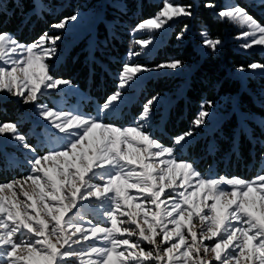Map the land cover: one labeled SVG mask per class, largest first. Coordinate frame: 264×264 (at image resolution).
I'll use <instances>...</instances> for the list:
<instances>
[{
  "label": "snow or ice",
  "instance_id": "6c2138e0",
  "mask_svg": "<svg viewBox=\"0 0 264 264\" xmlns=\"http://www.w3.org/2000/svg\"><path fill=\"white\" fill-rule=\"evenodd\" d=\"M196 6L162 0L159 11L132 31H159L174 20L195 19ZM201 6L217 8L212 0ZM38 7L39 0H33V10ZM215 14L244 29L237 36L242 49L264 47V25L247 9L234 4ZM86 23L77 10L51 24L55 34L46 31L30 44L0 29V101L12 97L33 106L54 142L41 154L17 123L0 122V138L29 154L28 174L0 183V264H264V175L253 181L205 177L192 161L177 157L208 127L211 101L201 103L191 127L174 135L170 145L148 131L159 96L145 102L136 124L119 126L103 118L124 103L125 92L143 74L184 66L181 60L154 68L133 64L154 39L135 40L140 51L127 53L116 88L97 116L40 103L72 87V81L53 74L52 62L70 29ZM187 31L185 24L176 39L183 40ZM200 36L201 47L216 55L222 41L205 29ZM90 56L95 63V48ZM248 69L264 71V64L251 63ZM248 69L239 65L236 71ZM89 213L101 222H93Z\"/></svg>",
  "mask_w": 264,
  "mask_h": 264
},
{
  "label": "trees",
  "instance_id": "16d2710c",
  "mask_svg": "<svg viewBox=\"0 0 264 264\" xmlns=\"http://www.w3.org/2000/svg\"><path fill=\"white\" fill-rule=\"evenodd\" d=\"M76 1L66 0L63 8L50 13L49 10L61 6L57 3L59 1L48 4L44 0V8L41 7L37 12L33 10L32 0H20L25 5L24 8L19 7L17 0H1L0 29L13 34L20 43L30 44L44 32H50L51 24L73 14L79 6ZM94 1L98 0L91 3ZM215 1L212 0L213 3ZM188 2L197 5L195 19L184 18L175 23L159 51L145 64L156 66L170 60H181L184 64L194 65L192 72L185 80L168 76L149 79L129 103L127 111L124 112L123 123L114 120L119 126L131 124L147 100L169 92L182 81V95L173 100L163 115H158L161 116V123L152 133L166 145L171 144L174 135L191 127L192 120L204 101L214 103L223 97H235L236 107L241 112L254 114L264 120V103L255 101L247 91H256L257 86L264 87V77H247L245 86L234 77L239 65L248 69L251 63L264 64L263 57L256 52L244 53L232 47V42L226 39L235 37L236 31L218 18L215 12L219 10L214 12L201 6L207 0H185V3ZM124 3V10L112 7L104 13V20L111 23L108 28L103 23H99L96 28L95 63L90 56L93 48L89 51L84 49V46H74L53 69L54 75L72 81L73 86L78 87L97 104H102L116 88V74L131 48L130 28L154 16L162 7V0H124ZM240 5L264 25V14H259L244 2H240ZM257 9L262 11L264 6H258ZM185 24L188 25L189 33H185L183 40H177L176 36ZM202 29L207 31L210 38L223 42L214 56L207 54L208 51L200 55L196 49ZM90 106L91 103L87 105L86 112H91ZM19 115L20 109L15 102L0 101V122H17ZM248 122L249 131L246 132L239 125L235 113L228 115L211 134L195 138L188 148L179 153L178 159L192 161L200 173L209 170L217 177L251 180L258 174L260 160L264 155V128L252 120ZM209 144L214 145L211 152L208 150ZM21 175L17 170L6 169L4 159L0 155V183Z\"/></svg>",
  "mask_w": 264,
  "mask_h": 264
},
{
  "label": "rangeland",
  "instance_id": "374dc122",
  "mask_svg": "<svg viewBox=\"0 0 264 264\" xmlns=\"http://www.w3.org/2000/svg\"><path fill=\"white\" fill-rule=\"evenodd\" d=\"M43 1L44 0H39V7L36 9L37 12H39V9L41 7L44 8ZM46 1L48 4H50V3H53L55 0H46ZM57 1H59L57 3H60L59 5L61 6H56L51 11L49 10L50 13H55L58 9H60L61 7L62 8L64 7V3L66 2V0H57ZM91 1L93 0H83V1L77 0L76 1L79 4V6L76 7L75 12L79 10L83 16L87 17V23L84 25H81L75 30L70 29V33L65 35L64 41L63 43L60 44V47H59V58L52 62L53 69L56 68L60 62H62L63 58L65 57V55L68 53V51L72 47L84 46V49H87L89 51L92 48H95V46H97V42L95 41V31H96L98 24L103 23L107 28L111 25L110 22H107L106 20H104V13L108 10V8L113 7L116 9L124 10L126 7L124 0H98V1H94L93 3H91ZM191 1H196V0H191ZM174 2L175 3H185V0H174ZM240 2L246 3L248 6L257 10L259 14H264V10L261 11L260 9H257L258 6H264V3H262V0H216L215 1V4L217 5L216 10L228 8L234 4L240 5ZM182 19L184 18H180L172 22H169V25L166 26L165 29L159 30V31L143 30L137 33H133L132 30L137 25L130 28L129 30L130 44H131L130 49L134 52L140 51V46L135 44L136 39H150V38L154 39V43L151 44L149 48L145 50L143 54L133 57L131 62L133 64L145 65L148 68H154L155 66H148L145 63L153 59V56L159 51V48H161V46L166 41L174 24L181 21ZM222 21H225L227 25L231 27L237 33L235 37L226 39L232 42V47L234 49L240 52H244V53L256 52L259 55H261L264 59V47L254 46L250 50L242 49L240 47V44L243 43L244 41L241 39H237V36L244 29H241L239 25L233 22H229L226 20H222ZM188 31H189V28H188ZM49 33L55 34L52 29L50 30ZM198 38L200 42L198 45H196V49L200 55H204L207 53L208 50L201 47L202 37L200 36V34ZM222 45H223V42L221 46ZM7 55H11V53H7ZM193 68H194V65L184 64L182 68L178 70H174V71L162 69L160 71H150L148 73L143 74L137 86L125 92L124 103L119 105L112 113H109L106 117H103L105 119V122L118 125L115 122L117 120L122 121V119L124 118V112L127 111L129 103L137 96V93L140 91L141 88H143V85L149 79L155 78L158 76H168L171 78L173 77L176 79L185 80L188 78ZM234 77L239 79L240 83L243 86H245L247 82V77H249L250 79L264 77V71L250 70V69L244 72L235 71ZM183 87H184V82L180 81L179 84L173 86V88L169 92H166L162 95H158L160 100L153 111L151 120L148 122L149 124L148 131L153 133L154 130L159 128L160 123H161L160 122L161 116L159 117L158 115H163L165 110L173 102V100L179 97L180 95H182ZM247 91L255 101L264 103V87L257 86L256 91H251L250 89H247ZM7 100H12L18 105L20 109V115H19V120H17V122L15 123L19 125V130L21 131V133H23L27 137L28 142L32 144L34 147H37V149L40 150L41 154H43L51 146H53L54 142L50 140V133H46L45 131L46 122L40 120L37 117L36 109L33 106H26V105H21L17 103L15 99H13L12 97H6L2 101H7ZM40 103L45 104L48 107H53V108L58 107V108H62L70 112H79L84 115L93 116V117L97 116V110L99 106L101 105V104H97L95 100L90 99V97L86 93H84L78 87L73 86V85L71 88L65 89L62 92L52 93L48 96L43 97ZM90 103L92 105L90 106L91 112H86L85 109L87 105ZM212 104L214 105V107L211 109V111L213 112L214 115L212 119L209 121L208 127L205 129L199 130L198 135L195 138L203 136L205 134H211L212 131H214L218 127L220 122L232 113H235L236 118L239 122V125L246 132L249 131L248 121H251V120L256 122L261 128H264V120L262 118L254 114L243 113L236 107L235 97H223L220 99V101L214 102ZM138 117L139 115L132 121L131 124H128V125L122 124L120 126L126 127V126L136 124L138 122ZM127 119L129 120L128 117ZM140 123H143V122L140 121ZM51 132L54 133L55 130L52 129ZM180 152L177 153V157H179ZM0 155H2L4 159V167L6 169L17 170L19 173L22 174L20 177L14 178L12 180L19 179L28 174L27 160L29 158V154H27L23 149L17 147L15 142L0 138ZM201 175L205 177L218 178L217 176H214L213 173L210 172L209 170H206L205 173H201ZM259 175H264V155L262 156L260 160V164L258 167V174H256V176L249 181L255 180L256 177H258ZM222 187L228 188L227 185H222ZM192 190L193 189H189V191H192ZM20 199H23V197H20ZM208 203L210 204L211 202L209 201ZM89 218L92 219L93 222H96V223L101 222L99 219H97L94 213H89ZM133 239H135V237ZM143 246L145 248L149 247L146 244Z\"/></svg>",
  "mask_w": 264,
  "mask_h": 264
}]
</instances>
